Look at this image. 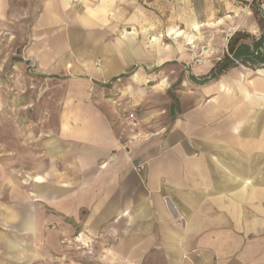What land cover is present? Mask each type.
Instances as JSON below:
<instances>
[{"label":"crops","instance_id":"0c3cea01","mask_svg":"<svg viewBox=\"0 0 264 264\" xmlns=\"http://www.w3.org/2000/svg\"><path fill=\"white\" fill-rule=\"evenodd\" d=\"M76 1L28 2L26 55L66 76L64 97L44 134L37 190L0 174V264H264V65L197 83L235 32L251 50L264 38L257 0ZM13 21V0H0L7 35ZM201 40V64L171 81L179 89H142ZM109 80L121 82L118 98ZM144 93L164 96L163 115L136 114Z\"/></svg>","mask_w":264,"mask_h":264},{"label":"rangeland","instance_id":"374dc122","mask_svg":"<svg viewBox=\"0 0 264 264\" xmlns=\"http://www.w3.org/2000/svg\"><path fill=\"white\" fill-rule=\"evenodd\" d=\"M32 1L13 0V29L8 35L5 32V24H0V169L2 170L0 174L13 176L15 185L29 192L37 190L34 178L38 175V171L43 169V161L39 160V156L44 134L53 127L54 115L59 110L64 97L66 78L61 73H57L58 75L45 73L35 60L29 59L26 55L31 42L34 41L31 32L33 19L32 16L29 17L26 14L28 2ZM260 1L255 2L252 13L254 19L257 22L261 20L260 24L264 27V8L259 7ZM76 2L72 0V3L76 4ZM23 10L25 13H22ZM23 19L24 22L29 21L30 24L24 23L23 25ZM182 39L183 37L180 38L181 41ZM163 41L165 42V39ZM200 42L199 44H187L185 48L192 51L199 49L198 53H200V47L203 44L202 40ZM6 43L8 44L7 51L5 50ZM165 43L174 44L176 42L171 39ZM198 53L176 66L153 72L157 74L155 78L157 80L149 84L144 83L142 89L150 90L152 83L163 82L165 84L168 82L171 84V81L178 75L182 79L183 75L201 64L203 57L201 53ZM92 66L99 67L100 60H93ZM241 67L245 68L242 65ZM108 82L106 88L109 89L115 85L114 94L118 98L121 95L119 91L122 90L121 82L119 80ZM178 83L171 84L168 92L179 89ZM145 95L147 93L142 94L141 101L133 105L136 108V114L140 116L148 112H157L163 115L166 107L164 96H152L151 99L145 100ZM129 100H132V96L122 99L123 102ZM126 113L128 112H121L122 118ZM261 136L264 137V131ZM31 218H37L36 212ZM32 238H38L37 231L31 233V251L36 254L38 248L32 246ZM207 250V253H213V248L209 247ZM47 253L52 257L55 254L54 248H49Z\"/></svg>","mask_w":264,"mask_h":264},{"label":"trees","instance_id":"16d2710c","mask_svg":"<svg viewBox=\"0 0 264 264\" xmlns=\"http://www.w3.org/2000/svg\"><path fill=\"white\" fill-rule=\"evenodd\" d=\"M253 3L254 1L251 4ZM260 22L261 20L258 21L259 25L261 26ZM247 37L248 35L246 33L240 31L235 32L227 42V53L232 57L233 60H231L228 55L225 54L215 63L210 73L204 76L201 80H197V83L204 84L211 80H216L228 68L236 65H243L250 68L264 65V38L261 37L256 42H254L252 44L251 50L250 47L246 45H239V42L246 39ZM191 79L194 80L193 77H191Z\"/></svg>","mask_w":264,"mask_h":264},{"label":"built area","instance_id":"2783aa9c","mask_svg":"<svg viewBox=\"0 0 264 264\" xmlns=\"http://www.w3.org/2000/svg\"><path fill=\"white\" fill-rule=\"evenodd\" d=\"M226 54L228 55V57L232 59V57L226 52ZM200 61V60H199ZM236 62V61H235ZM237 63V62H236ZM122 122L123 124L126 126V127H129V128H132V129H136L138 127V120L137 118L131 113V112H128L126 114L123 115V118H122ZM145 169V166L144 164H138L136 167H135V171L137 173H141L143 170Z\"/></svg>","mask_w":264,"mask_h":264}]
</instances>
